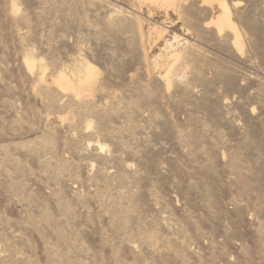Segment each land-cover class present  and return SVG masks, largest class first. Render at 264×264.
I'll return each mask as SVG.
<instances>
[{"label":"rangeland","instance_id":"rangeland-1","mask_svg":"<svg viewBox=\"0 0 264 264\" xmlns=\"http://www.w3.org/2000/svg\"><path fill=\"white\" fill-rule=\"evenodd\" d=\"M0 264H264V0H0Z\"/></svg>","mask_w":264,"mask_h":264},{"label":"bare ground","instance_id":"bare-ground-1","mask_svg":"<svg viewBox=\"0 0 264 264\" xmlns=\"http://www.w3.org/2000/svg\"><path fill=\"white\" fill-rule=\"evenodd\" d=\"M223 7L225 8L226 16H227V19H228V22H226V23H229V24H230V22H229V15H228L229 13H228V11H227V10H229V9H227V7H226L225 4H223ZM164 31H165L164 29L161 30V33L163 34ZM159 33H160V32H159ZM161 33H160V34H161ZM162 34H161V36H162ZM164 34H165V33H164ZM164 34H163V35H164ZM177 37H178V36H177ZM174 41H177V39L174 40ZM166 42H167V41H166ZM172 43H173V42H172ZM172 43H171V42H167V43H165V44H167V45H165V46H168V45H169V46L173 49L174 47H172V46H173L175 43H174V44H172ZM171 45H172V46H171ZM174 46H175V45H174ZM170 47H169V48H170ZM166 48H167V47H166ZM166 48H165V49H166ZM171 48H170V49H171ZM172 56H176V55L174 54V55H172ZM30 64H31V63H30Z\"/></svg>","mask_w":264,"mask_h":264}]
</instances>
